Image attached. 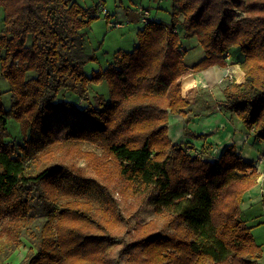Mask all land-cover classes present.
I'll return each instance as SVG.
<instances>
[{"label":"trees","instance_id":"trees-1","mask_svg":"<svg viewBox=\"0 0 264 264\" xmlns=\"http://www.w3.org/2000/svg\"><path fill=\"white\" fill-rule=\"evenodd\" d=\"M173 1L170 23L149 15L132 51L89 74L96 57L84 31L101 12L109 23L103 0H0V72L11 93L7 104L0 88V264H12L24 240L19 264H260L241 206L260 172L235 145L203 160L168 127L190 106L182 77L224 64L235 48L245 80L226 85L221 108L264 141V0ZM184 38L204 52L193 65ZM75 99L88 124L66 123L60 138L48 118ZM153 195L163 222L132 230L128 200L139 207Z\"/></svg>","mask_w":264,"mask_h":264},{"label":"rangeland","instance_id":"rangeland-1","mask_svg":"<svg viewBox=\"0 0 264 264\" xmlns=\"http://www.w3.org/2000/svg\"><path fill=\"white\" fill-rule=\"evenodd\" d=\"M79 1L83 6H90L93 4H97L101 0H79ZM103 3H104V7L106 8L107 11H109L111 15L108 19L109 23H107L105 15L101 12L100 17L96 19L92 23V25L86 28L84 31L85 47L87 49V53H89L90 55H94L96 57V59L90 60L87 63L86 71L89 74L92 73L94 70H98L100 68L106 67L113 60L115 53L117 51L119 50L132 51L135 48V46L138 43V30L141 27L145 26V23L142 22L141 19H139L140 16L137 12L138 6L148 7L151 14L150 18L152 20L162 21L164 23L171 22L172 20L171 11L174 6L173 0H103ZM3 19H4V11L3 8L0 6V32L4 26ZM116 23H119L120 26L117 27ZM189 45L192 49H194L195 45H197V42L190 41ZM194 52L195 51L187 55L186 58L187 62H192L195 57L196 58L198 57V55ZM0 53H1V49H0ZM0 67H1V63H0ZM225 69H229V68H224L222 69V71H224ZM222 77H224V80L222 81V84H224L223 82H225L226 80L225 76H220L219 81H221ZM229 79L235 80V77L233 76V78L231 77ZM8 87L9 84L7 80L1 75L0 72V88L2 89V91L3 90L5 91L3 98L7 104H9V100L11 96V93L7 89ZM94 93H97L96 89L91 87L90 96L91 97L94 96L95 95ZM75 100L77 105L75 108L54 112L48 118L49 126L53 128L56 135L60 138H63L65 136L64 127L66 123H69L70 125L73 126L88 124L87 120L84 119V117L81 114L82 113L81 110L85 106V103L79 101L78 99ZM10 121H11L9 127L10 130L14 132H16L17 129L20 130V126L16 120L11 119ZM205 135L206 134H202L199 137H204ZM12 139H14V141H16L17 144H21L24 142L23 135H21L19 132L14 133ZM191 141H193V139ZM188 145L189 144L184 145L186 150L190 151L193 155L202 158L203 160L214 161V160H218L221 157V156L219 158L218 156L217 158L216 156L213 157L212 151L208 152V150H204V149L197 151L196 148L197 149L202 148L201 143L194 144L193 149ZM86 149H92V147L89 144H87ZM93 149L95 148L93 147ZM214 150L216 153H219L218 149H214ZM96 151L100 153V150H96ZM238 154L241 155L239 152ZM211 157L213 159H211ZM259 159L262 158L260 157ZM74 161H76V163L82 167V170L87 176L92 175L85 161L79 159V157L75 158ZM254 165L259 171V165L256 163ZM260 177L261 174L258 177L256 185H258ZM262 191H263L262 196H264V189ZM154 198L155 195L150 197L147 200V202L142 203L139 207L137 206L136 202L133 199L128 200L130 212L133 213L132 216L130 217V224L132 230L137 228L138 225L146 224L153 219H156V221L159 222H163L162 218L160 217L157 218L155 215V211L152 203ZM242 216L243 219L246 220L251 226V232L257 244L261 245L262 256L258 259V263L264 264V199H263V203L251 207L248 211H245L242 214ZM28 248H29V243L26 240H24L22 246L13 255L11 263L19 264V261L24 257V254Z\"/></svg>","mask_w":264,"mask_h":264},{"label":"crops","instance_id":"crops-1","mask_svg":"<svg viewBox=\"0 0 264 264\" xmlns=\"http://www.w3.org/2000/svg\"><path fill=\"white\" fill-rule=\"evenodd\" d=\"M142 8L149 10L148 7L138 6L139 19H141ZM190 41L197 42L194 49L190 47ZM183 49L188 50L186 57L190 53H193V51L198 55L192 62H188L189 65H193L204 57V52L199 46L197 38H184ZM231 53L235 57V60L231 64H227L226 62L224 64L216 63L201 71L190 69L182 77L183 87L190 101V106L187 109L186 115L170 114L168 135L174 143L189 144L188 146L192 147V149L194 144L201 143L202 148H196V150L204 149L208 150V152L212 151L213 157L216 156V158L217 156L219 158L229 145H235L237 151L246 160L259 165L261 174L259 183L248 191L242 199L241 206L244 213L251 207L263 203L264 141H257L254 138V133L247 129L238 116L222 111L221 104L225 100L224 89L226 85L230 81L241 83L245 80V72L241 68L244 55L235 48L231 49ZM224 68L231 70L235 80L227 78L223 82L224 84L219 82L220 76L225 75L226 69L222 71ZM202 134L206 135L199 137ZM192 139L193 141H191ZM214 149H218L219 153H216ZM260 157L262 159H259ZM211 159L213 158L211 157Z\"/></svg>","mask_w":264,"mask_h":264},{"label":"built area","instance_id":"built-area-1","mask_svg":"<svg viewBox=\"0 0 264 264\" xmlns=\"http://www.w3.org/2000/svg\"><path fill=\"white\" fill-rule=\"evenodd\" d=\"M102 11L106 15L109 14V11H107L105 8H102ZM149 15H150V11L148 9H146V8H142L141 9V20L145 24H147L149 22ZM116 26L119 27L120 24L116 23ZM224 57L226 58L227 64H231L232 63L233 59H232V55H231V53L229 51L224 54ZM0 61H1V57H0ZM224 74H225L224 76L226 77L225 79L231 78V77L233 78V73H231L230 69H226V72ZM223 80H224V77H222L221 81H219V82H222Z\"/></svg>","mask_w":264,"mask_h":264}]
</instances>
